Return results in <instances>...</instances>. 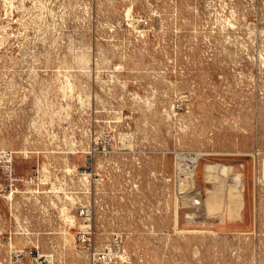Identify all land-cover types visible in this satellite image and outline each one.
Listing matches in <instances>:
<instances>
[{
  "label": "rangeland",
  "instance_id": "obj_1",
  "mask_svg": "<svg viewBox=\"0 0 264 264\" xmlns=\"http://www.w3.org/2000/svg\"><path fill=\"white\" fill-rule=\"evenodd\" d=\"M85 199L105 264H264V0H0V230L88 264Z\"/></svg>",
  "mask_w": 264,
  "mask_h": 264
},
{
  "label": "built area",
  "instance_id": "obj_2",
  "mask_svg": "<svg viewBox=\"0 0 264 264\" xmlns=\"http://www.w3.org/2000/svg\"><path fill=\"white\" fill-rule=\"evenodd\" d=\"M1 157L5 159L6 168L8 171L9 179H15L11 174V152L7 150L1 151ZM196 157H189L186 161L179 163L178 171L179 173L185 177L190 178L196 167L197 163ZM81 175L88 181V184L85 186L86 191L89 190L91 185H93V181L96 178H93L92 172V156L88 155V159L81 171ZM74 214L73 217L77 219V226L74 230V234L72 236L74 243H76L79 248L84 251L87 255L88 264H105L110 261L111 252L109 247H100L97 248L95 246L93 240V226L92 219L94 217V205L88 199L83 201H79L74 205ZM100 208L102 209V205L100 204ZM11 213L9 212V215ZM100 216V215H99ZM27 218H24L26 220ZM19 225V224H18ZM20 226V225H19ZM22 227V228H21ZM18 232L19 234H27V228L25 225L19 227V231H11L10 229H1L0 234L6 235L7 239V248L10 251V255L8 257L9 260L14 261V263L23 264L24 257H34V259H40L43 261H50L51 256H42L38 255L37 251L39 248L38 242L30 243L29 245H25L23 247H15L12 243V235H15ZM5 258H0V264H4ZM11 263V262H10ZM38 264V263H37Z\"/></svg>",
  "mask_w": 264,
  "mask_h": 264
},
{
  "label": "bare ground",
  "instance_id": "obj_3",
  "mask_svg": "<svg viewBox=\"0 0 264 264\" xmlns=\"http://www.w3.org/2000/svg\"><path fill=\"white\" fill-rule=\"evenodd\" d=\"M178 165H179V164H177L176 167H178ZM211 165H212V164H211ZM218 165H219L218 163H213L212 166H213V168H214L215 171L218 169ZM211 168H212V167H211ZM208 170H209V169H208ZM212 175H214V174H212V173L209 174V176H212ZM216 175H217V174H216ZM217 176H218V175H217ZM230 176H231V175H230ZM234 176H236V175H234ZM83 178H84V177H83ZM238 179H239V178H238ZM181 181H182V180H181ZM186 181H187V183H188L187 185H188V187H189V184L191 183V180H190V179H187ZM219 181H220V180H219ZM184 182H185V180H184ZM215 182H216V181H215ZM182 183H183V182H182ZM228 184H229V183H228ZM235 185H237V184H235ZM91 187H92V186H91ZM233 187H234V185H233ZM230 188L232 189V187H230ZM235 188H237V187H235ZM185 189H186V188H185ZM235 190H236V189H235ZM237 191H238V190H237ZM232 193H233V189H232V190H228V195H229V194H232ZM59 207H61V206H59ZM63 207H64V206H63ZM64 208H65V207H64ZM59 209H61V208H59ZM66 209H67V208H66ZM63 210H64V209H63ZM63 210H62V211H63ZM66 211H67V210H66ZM63 213H64V212H61V214H63ZM65 216H66V215H65ZM65 216H64V217H65ZM68 216H69V215H68ZM175 216H176V215H175ZM61 217L63 218V216H61ZM71 217H73V216H71ZM176 217H177V216H176ZM65 218H66V217H65ZM67 218H68V217H67ZM67 218H66V219H67ZM68 219H69V218H68ZM70 220H71V219H70ZM70 220H69V221H70ZM65 221H66V220H65ZM67 221H68V220H67ZM63 230H65V229H63ZM65 231H66V230H65ZM66 233H67V232H66ZM64 235H65V234H64ZM64 237H66V236H64ZM68 243H70V242H68ZM70 244H71V243H70Z\"/></svg>",
  "mask_w": 264,
  "mask_h": 264
}]
</instances>
